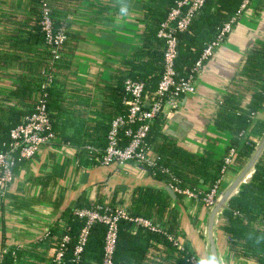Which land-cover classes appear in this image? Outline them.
Masks as SVG:
<instances>
[{"label": "crops", "instance_id": "1", "mask_svg": "<svg viewBox=\"0 0 264 264\" xmlns=\"http://www.w3.org/2000/svg\"><path fill=\"white\" fill-rule=\"evenodd\" d=\"M22 1L21 11L12 14L14 20L10 18L11 11L0 15V95L8 96L23 84L31 89V98L35 101L47 51L34 38L35 30L34 34L32 32L36 22L34 0ZM50 2L53 20L66 25L68 37L56 83L52 86L62 101L60 110L52 113L55 117L53 123L56 135L62 133L71 137L76 131L75 125L101 120L96 112L103 104V89L112 83L118 71L124 69L123 61L142 46L146 8L157 0ZM5 8L7 10L6 4ZM263 48L264 0H251L231 34L197 77L195 94L183 98L175 110L164 107V137L196 157L209 154L210 159L216 161L226 155L232 137L228 130L217 127L218 119L227 115L235 117L242 110L257 107L251 116L252 128L264 124ZM27 101L17 102L18 108L24 111ZM0 107L4 106L0 103ZM263 135L256 139L251 134V138L256 139V146ZM26 163L25 167L14 171V182L5 195L9 201L5 200L3 215L0 213V255L7 251L2 245L7 242V245L15 244L34 251V263L37 264L54 255V250L38 244L37 240L65 209H76L78 203L92 201L97 193L109 202L121 186L124 191L118 193L117 198L121 195L123 206H127L134 185L152 183V178L133 164L83 168L74 149L57 143L42 149L34 160ZM243 167L231 163L220 190L225 189ZM47 176L50 177L49 185L43 187L38 177ZM251 182L252 179L241 184L232 199ZM199 183L201 190L208 189L203 181ZM229 203L217 222L220 262L253 264L251 259L242 255L240 246L248 247V241L255 236L253 234L264 236V217L245 222L239 220L241 224L234 226L231 235L227 236L224 228L228 222L224 212L228 211ZM180 210L181 230L175 242L186 247L201 264H207L209 256L203 230L208 210L198 201L183 202ZM249 248L257 253V248ZM48 260L43 264H48Z\"/></svg>", "mask_w": 264, "mask_h": 264}, {"label": "trees", "instance_id": "2", "mask_svg": "<svg viewBox=\"0 0 264 264\" xmlns=\"http://www.w3.org/2000/svg\"><path fill=\"white\" fill-rule=\"evenodd\" d=\"M47 1L52 9L50 0ZM178 1L157 0L146 8V27L142 34L143 44L123 61L124 69L118 71L113 76L112 83L103 89L101 96L103 104L96 112L101 120L75 125L76 131L73 136L69 137L65 134L62 135V133L56 135L57 131L54 129L53 119L55 117L52 113L60 110L62 101H60L61 96L53 92L52 86L56 83L57 69L61 60L55 63L51 57L40 29L42 0H34L36 22L32 26V32L34 34L35 30L34 38L46 48V63L41 70V80L37 85L38 91L35 101L31 98V89L29 90L23 84H20L16 91L8 93V96L0 95V103L4 106L0 107V153L8 148L10 131L20 124L26 116L30 115L37 102L45 96L46 109L53 132L57 136V144L74 149L77 160L83 168H93L96 165L94 157H101L107 146V134L111 122L128 113L129 108L125 101L130 100L131 96L125 90V82L131 80L142 83L148 95L155 94L164 72V43L157 37V34L161 24L166 20L170 11L176 7ZM242 1L207 0L191 19L188 29L175 33L177 56L174 69L178 81H185L193 75L192 69L200 58L204 47L217 37L226 23L237 16ZM5 4L7 10L6 8L3 9ZM22 7V0H0V15L6 11H11L10 18L14 20L15 17L12 14L19 13ZM53 25L55 28L64 27L67 35V27L63 22L53 20ZM261 55L264 58V48ZM50 79L53 85L44 88V84ZM261 91L264 92V80ZM23 99L28 100L24 111L17 106V102ZM260 99L263 100V98ZM257 109V107L248 108L242 110L235 117L227 115L225 118L222 117V120H217V127L228 130L232 137L226 155L216 161L211 160L209 154L196 157L167 140L162 132L166 118L163 113L156 115L143 140V151L146 152L151 165L149 166L147 162L138 165L139 170L146 172L152 178V183L134 185L130 190L127 206H123L121 195L117 198V194H122L124 191V187L121 186L109 202H106V198L102 194L97 193L92 201L78 203L76 207V209L90 210L103 208L109 213L122 209L132 218L148 219L159 230L152 232L136 227L129 221H118L113 264L188 263L194 255L186 247L182 246L178 249L174 245L178 239L176 235L181 230L180 214L182 211L180 209L186 200L175 193L170 196L165 187L175 185L180 189L196 191L200 189L199 182L203 181L209 186L208 188H211L220 180L222 170L225 167L224 160L230 149L234 150L231 163L240 167L244 166L255 150L256 139L264 133L263 123L255 126L258 130L252 128L251 116ZM138 125L139 123H128L119 128V147L124 148L129 144L130 140L125 134L129 130L135 131ZM251 134L256 139H252ZM160 139H162L161 143L159 142ZM88 148L98 149L99 153L92 155ZM26 164L20 161L14 171L18 167H25ZM38 181L43 182V187H48L50 177H38ZM5 200H8L7 197L0 195V213L2 215ZM259 216L264 217V152L255 166L252 182L241 188L237 197L230 201L228 211L224 212V217L228 222L224 232L227 236L231 235V229L241 224L239 220L242 219L245 222L244 220H255ZM60 222H63L64 225H59ZM85 227V219H79L73 209L67 208L37 241L38 244L47 245L46 247L55 252L61 240L66 236L69 238V242L65 244L64 248L65 264H101L104 257L106 227L100 223H94L88 227L83 252L79 260L75 262L74 247ZM253 235L255 236L248 241V247L240 246L242 255L248 260L251 259L253 264H264V236L259 233ZM7 244L9 243L3 242L2 244L3 249H7V251L1 253L0 264H37L34 263V251L24 250L15 244ZM32 246L34 248V245ZM249 246L257 248V253ZM52 257L50 260H42L40 264L47 260L49 261L48 264H54Z\"/></svg>", "mask_w": 264, "mask_h": 264}, {"label": "built area", "instance_id": "3", "mask_svg": "<svg viewBox=\"0 0 264 264\" xmlns=\"http://www.w3.org/2000/svg\"><path fill=\"white\" fill-rule=\"evenodd\" d=\"M206 1L179 0L176 3V7L170 11L166 20L161 24L157 37L164 43V72L157 85L155 94L148 95L142 83L131 80L125 82V90L131 96L130 100L125 101V104L129 108L128 113L111 122L107 134V146L101 157H94L96 165L93 168L108 167L113 164L117 167L133 164L138 168V165L144 162H147L149 166L151 165L146 152L143 151V140L149 131V125L158 113H162L165 106L175 110L179 107L180 101L183 98L195 94L197 77L202 73L205 65L212 59L217 49L231 34L239 17L251 2V0L242 1L237 16L226 23L217 37L204 47L200 58L192 69L193 75L185 81H178L174 69L177 56L175 33L188 29L191 19ZM40 9V29L53 61L58 63L61 60L62 49L68 37L64 27H54L52 9L47 0H42ZM52 85L53 82L50 79L44 84V88L51 87ZM44 97L37 102L30 115L26 116L20 124L10 131L8 148L6 151L0 153V195L2 197L7 195L11 190L15 178L14 170L20 161L25 163L30 162L34 160L42 149L57 143ZM128 123H139V125L135 131L129 130L126 132L125 135L130 141L127 146L121 148L118 143V130ZM88 150L92 155L99 153V150L95 148H88ZM233 155L234 150L230 149L228 156L224 160L225 167L222 170L220 180L211 188L190 191L188 189H180L175 185H169L168 187L173 193L182 196L184 200L198 201L205 209L210 211L220 195V187L227 168L232 162ZM73 212L79 219H85L86 221V227L82 230L78 243L74 247L73 257L75 258V262L79 260L83 252L88 235V227L94 223H100L106 227L104 257L101 264H113L118 221L125 220L133 223L136 227L144 228L152 232L159 231L148 219L142 217L132 218L122 209L114 210L111 213L103 208H97L95 210L73 209ZM217 226L218 223L216 224V229ZM203 235L205 238V230H203ZM68 242L69 238L66 236L61 240L52 258L54 264H65L64 248ZM174 245L178 249L181 248L176 242ZM187 264H201V262L195 256H192ZM207 264H210V262Z\"/></svg>", "mask_w": 264, "mask_h": 264}, {"label": "water", "instance_id": "4", "mask_svg": "<svg viewBox=\"0 0 264 264\" xmlns=\"http://www.w3.org/2000/svg\"><path fill=\"white\" fill-rule=\"evenodd\" d=\"M264 152V135L255 147L254 152L244 165V167L237 174L235 179L223 190L220 191V195L217 199L214 207L208 211L206 223H205V239L207 243V251L210 264H221L220 255L217 247L216 238V224L218 222V216L223 212L229 201L235 197L237 190L241 184H247L251 181L255 166ZM165 190L170 196L174 193L169 187H165Z\"/></svg>", "mask_w": 264, "mask_h": 264}]
</instances>
